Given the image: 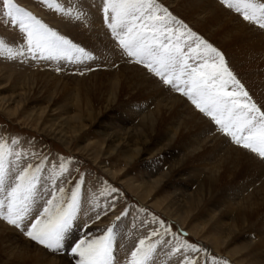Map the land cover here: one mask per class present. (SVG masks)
<instances>
[{"label":"bare ground","instance_id":"obj_1","mask_svg":"<svg viewBox=\"0 0 264 264\" xmlns=\"http://www.w3.org/2000/svg\"><path fill=\"white\" fill-rule=\"evenodd\" d=\"M76 1L77 0H71L68 3L71 4ZM161 1L174 10L178 19L182 18V20L184 19L189 22L196 32L203 34L207 39H210L221 48L231 67L236 69L237 72L240 69L246 71L244 76L251 78L252 89L257 90V94L263 98V104L258 103L262 105L264 110V70H262L264 66V37H262L257 30L249 28L246 23L219 6L214 0ZM84 6H82V10H84ZM83 13L89 22L81 21L78 25L71 22L62 25L57 21L56 23L61 24L59 29H62V33H68L72 35L75 40H79L80 42L84 41L82 45L87 50L89 48L88 43L91 44V42L98 40V35L99 38H102L103 32L110 42L113 41L117 44L110 29V32H105L104 30L106 29L103 30L105 27L104 23L100 22L101 20L97 21V18L95 19L94 10L91 7ZM61 15L64 16V14ZM79 16L80 15H78V17ZM65 20L66 18L64 21ZM70 41L72 42V40ZM115 49L111 47V49H103V51L107 53V55L109 53L113 55L117 53ZM120 52L123 53L121 49ZM124 55L126 56V54ZM22 56L24 57V55ZM91 56L92 59L81 60L80 63L67 59H58V63L55 64L39 59L40 62L37 63H42L44 61L43 65L46 67L53 66L55 68L59 66L60 68L74 69L94 67L93 69H95L98 60L95 59V56ZM127 58L129 59V61H127L128 63H134L129 57ZM15 59H17V56ZM108 59L109 58H107V61ZM23 63H26V61H20L19 64L22 65ZM37 63L34 65L37 66ZM138 66L142 67V69L147 72L143 66ZM17 67L19 66L17 65ZM8 68H0V83H5V85L11 89V94L8 99L2 98L0 110L6 112L9 117H20V115H22L23 120L33 126V129H41V131L46 132L47 135L57 140L66 148L73 146V144L80 139V134L83 135L85 133L88 128V125L85 123L86 120H90V122L97 121L93 113L94 105L91 103V100L87 98L86 93L83 99H80L77 94L72 104H61L57 101V104L60 106L55 105L56 103L50 99L52 98L51 96L46 106L38 108L36 106H31L29 108L30 113L26 114L22 108L25 107L26 95L30 94L32 90L39 87L41 90L53 94V96L57 95L58 92L51 90V87L47 84L48 80H45L47 77L52 78L49 75L50 73L27 72V69L21 71L22 67H19V70ZM110 68L108 72H99V74L102 73L108 77L106 81H102V78L98 85V88L104 89L107 94V97L104 98V110L108 111V109H111L114 101L118 99V97H123L124 95L127 98L142 96L141 98L153 99L154 109L148 111L146 114L142 112L137 124L130 125L126 130L112 127L115 131L109 133L107 132L109 130L108 124H101L102 129H98L97 132L99 133L103 130V139L92 142L85 139L86 142H83V144H76L82 151V155L88 154L91 156L93 163L96 165H98L97 162L101 158L108 159L116 156L119 157L121 161L124 162L122 167L111 168L109 167L110 165L103 164L102 172L106 173L112 180H121L129 192L143 202L149 203L151 207L153 206L166 215L173 217L182 226L188 227L190 225L193 234L202 237L203 240L207 241L215 250L226 252L229 256L238 260L240 264H264V232L262 233L261 227L252 228V231L255 232L256 237L253 236L255 240H249L242 236L243 238H240L242 241L241 244L232 243L237 234L241 236V232H244L242 230L252 226L251 224H253L255 220L260 219L259 213L264 211V165L260 163L261 161H256L250 154L240 149L225 146L223 142L224 138L218 135H212L213 133H210V135L207 134L212 131V128L208 124L209 122L207 123L196 111H193L188 104L186 105L179 96L168 94L166 91L165 93L163 88L159 87L160 84L158 85L156 81L146 76V74H143L137 67L123 64L119 67L118 71H113ZM97 75L98 73L92 76L94 78V76ZM150 75L155 78L152 74ZM240 78L242 79L241 75ZM156 80L161 83L158 78ZM254 86L258 87V89ZM125 89L128 90V92L122 94V90ZM249 90L251 91L250 87ZM131 93L136 94L132 96ZM71 109L74 110V113L67 114ZM48 118L49 120L51 118L50 123L47 122ZM120 119L121 117L115 120L123 124L128 121L127 119ZM177 145L184 147L185 152H182L183 154H181V156H174L175 158H172L171 161L169 160L170 162L165 171L161 170L162 172L159 171L155 173V176H151L149 173V176H146L147 178H143L139 182L129 179L130 176L126 178V176H128L127 169L136 161L150 159ZM175 153L177 154V152H174V154ZM243 177H247V181L255 177L256 180L252 181V183L259 181L258 186L253 188V190L251 189V193L247 194L245 197L240 195L243 198L236 202H233L234 198H227L225 201H220L219 197L222 195L218 196V194L221 188L226 184H231L233 180ZM170 178L189 182V184L192 181L195 188L191 190L188 188V185H184L182 186L184 188L183 194H180L181 192H177L179 187L176 186L171 192H165L166 195L159 197V193L166 189L167 183H169L171 187L169 182ZM84 192L86 191L83 186L81 190L80 208L77 214V220H79L81 224L87 223V219L91 216L89 215L90 212L80 213L81 207L83 206L84 209L91 208V210H94L93 206L91 207L89 204H86L88 194ZM82 194L85 195L86 198H84V196L82 197ZM183 195L186 197L184 200L181 198ZM237 197L238 196L235 198ZM206 198H212L208 219L205 222H197V220L193 222L191 218L199 211V208ZM261 218L264 220V216ZM9 229L0 224V264L71 263L64 256L49 257L39 248L12 232V229ZM140 229L139 233L143 235L147 234L144 227ZM137 230L139 229H136V231ZM136 236L138 237V235ZM78 237L79 236H76V238ZM129 238L128 235H120L118 244L113 246L119 256V258L116 257L114 264H121L120 260L124 257L122 252H118V248L126 250L127 260L123 264H127L130 258V252L132 251V248L126 245V241ZM67 250H69V247ZM164 252L166 253V251ZM158 256V252L154 254V261L156 263L163 261L160 260L161 258H157ZM181 256L179 255L178 259H181ZM166 257L168 262H164L163 264H178L179 260H174L172 257L170 259L169 255Z\"/></svg>","mask_w":264,"mask_h":264},{"label":"snow or ice","instance_id":"obj_2","mask_svg":"<svg viewBox=\"0 0 264 264\" xmlns=\"http://www.w3.org/2000/svg\"><path fill=\"white\" fill-rule=\"evenodd\" d=\"M42 2L50 9L71 15V11H65L55 0ZM219 3L239 14L245 22L264 29V0H219ZM0 12L7 17L5 23L23 34L29 53L38 52L44 59H92L83 47L58 34L14 0H0ZM103 13L119 48L132 62L186 97L235 145L264 159V110L253 102L220 50L157 0H104ZM4 52L9 56L17 54V50L7 47L0 39V54ZM16 143L13 139L12 144ZM26 155L0 142V220L23 231L43 248L60 251L66 248V240L77 220L84 178L81 175L67 189L63 182L56 183L67 171L65 163L61 162L57 171L47 166L46 158L38 157V162L33 163L25 159ZM12 156L15 159L10 160ZM126 214L122 212L116 221ZM152 222H158L159 228L135 243L127 264H148L158 246L171 243L165 237L176 236L163 221L153 217ZM116 226L114 221L102 235L89 236L85 232L71 241L68 247L71 255L78 257L76 264H114ZM178 243L180 248L198 251L186 241L178 240ZM185 264H197V261L186 259Z\"/></svg>","mask_w":264,"mask_h":264},{"label":"rangeland","instance_id":"obj_3","mask_svg":"<svg viewBox=\"0 0 264 264\" xmlns=\"http://www.w3.org/2000/svg\"><path fill=\"white\" fill-rule=\"evenodd\" d=\"M69 1H71V0H55L56 3H59L65 9V11H71V15H65L64 14V16H65L64 17L63 15H61L63 13H60V12L55 11L54 9L48 8L42 2V0H14V2L17 3L20 7H23L27 11L31 12L34 16H36L38 19H40L47 26H49L53 30L57 31L58 34L64 36L66 39L72 40V42L74 44H76L78 47H83L91 55L95 56V59L98 60V62L96 63L97 66L95 67V69H93L94 67H89V68L84 67V68H76V69H74V68H60L59 66L56 68L53 66L46 67L45 65H43L44 61H48L51 64H55V63H58V59H44L40 56V54L38 52L35 55H33L32 53H29L27 51V45H26V41L23 37V34L19 32L18 28L14 27L10 23H5V21L7 20V17H3L2 12H0V39H3L6 42L7 47H10V48H13L14 50H17V54H15L13 56H9L6 52H4L3 54H0V68H6V67L8 68L9 67L8 69L11 68V69L19 70L20 69L19 67H22L21 71L27 69L26 70L27 72H47V73H50L49 75L52 78L47 77V78H45V80H48L47 84H49V86L51 87V90H55L58 92L57 95L53 96V94H49V92L41 90V88H39V87H37L35 90H32V92L30 94L26 95L25 107L22 108V110L26 114L30 113L29 108L31 106H36L37 108L42 107V106H46L49 102L48 99L51 96H52V98H50V99H52L53 102L56 103L55 105L60 106L59 104H57V101L60 102L61 104H65V103L72 104L74 102V99L76 98V95L78 94L80 99L85 98V96L87 95V98L89 100H91V103L94 105L93 106L94 117H95V119H97V121L90 122V120H86L85 123L88 125V128L86 129L85 133L83 135L80 134V137H79L80 139H78L76 141V143L73 144V146L66 148L61 143H59L57 140H55L51 136L47 135L46 132L41 131V129H39V128H38V130L33 129L32 128L33 126H31L28 122L23 120L22 115H20V117L11 118V117H9V115L6 112L0 110V142L6 143L12 151H20L22 153H26L27 155H26L25 159L30 160V162H33V163L38 162V157L46 158L45 162H46L47 166L49 168L55 167L57 169V171L59 170V168H58L59 164L61 162L65 163L67 171L64 172L63 175L57 179L56 183L60 184L61 182H63L64 186L67 189H70L71 187H73L75 181L78 180L82 175L84 178L83 186H84V190L86 191L84 193L88 194L87 195L88 198H86V196L83 194H82V197L84 196V198H86V200H87L86 204L87 205L89 204L91 207L93 206L94 210H91V208L90 209H84L83 206L81 207L80 213H89L90 212L89 215H91V216L87 219L88 222L85 224H81L79 222V220H76L74 227H73V230L69 234V236L66 240V248L62 249L60 251H57V252H53L51 250L45 249L42 246L36 244L35 242L31 241L28 237H26L23 234V231L16 229L14 226L7 224V222H5L3 220H0V224L7 227L8 229L10 228L9 230L12 229V232H14L16 235L22 237L23 240H25V241L33 244L37 248H39L41 251L46 253V255H48L49 257L52 258V257L64 256L65 258H67L71 262L70 264H76V260L78 259V257L74 258L71 255L70 251L67 250L68 245H70L71 241L76 239V236L82 237L85 232H87L89 236L102 235L104 230L115 221V223L117 225L115 228L116 239L114 241L113 246L118 244L120 235H122V236L128 235L130 238L126 241V245L129 246V248H132V250H134L135 243L140 238H143L146 235V234L143 235L142 233H139L141 230L140 229L141 227L145 228V230L147 231L146 233H148V231L150 232L152 229L159 228L158 222H152L153 217H156L157 221H163L165 227L170 228L171 232L175 233L176 236L173 237V236L169 235V236L165 237V239L171 241V243L168 245H165V246H158L157 251L155 253H153L152 259L148 262V264H159V263L163 264L164 262H168L167 257H166L168 255H169L170 259L172 257L174 260H179L178 264H185L186 259H195L197 261V264H240L238 260L234 259V257L229 256L226 252L215 250L214 248H212V246L210 244L207 243V241L203 240L202 237L193 234V232L190 229V225L188 227L182 226L173 217L166 215L164 212L158 210L157 208H155L153 206L151 207V205L149 203L143 202L138 197H136L134 194L129 192L121 180H119V179H115V180L113 179L112 180V178L107 176L106 173L102 172L103 164H107L108 166L110 165L109 167H111V168L122 167L124 165V162H122L119 157L116 156V157H111L108 159H102L101 158L97 162L98 165H96L93 163V159L91 156H89L88 154L82 155V151L80 150V148L77 145H80V144H83V142H86L85 139H87L91 142L103 139V134H104L103 130H101L99 133L97 132L98 129H102L101 124H104V125L108 124L109 130L107 132H109V133L110 132L112 133L113 131H115V129L112 127H115L118 129L122 128V130H126V128H128L130 125L137 124L139 117L142 115V112H143V114H146L148 111L154 109V100L153 99L141 98L142 96H138L135 98H127L124 95L123 97H118V99H116L114 101L111 109H108V111L104 110L103 109V106L105 103L104 98L107 97V94L105 93L104 89H102V88L99 89L98 85H99V82L102 80V78H103L102 81H106L107 80L106 78H108V77H106L102 73L99 74V72H108L110 67H111L110 68L111 70L118 71L119 67H121V65H123V64H128L130 66L133 65V66L137 67L138 69H140V71L143 72V74H146V76H149V78L156 81V83H158V85L160 84L161 86L159 85V87H162L164 92L166 91L168 94L175 95L177 97L179 96V98L182 99L186 105L188 104V106L193 111H196L197 114H199L207 123L209 122L208 124L212 128V131L207 133V134L210 135V133H213L212 135H218V136L224 138L223 142H224L225 146H231V147L240 149L241 151L246 152L247 154H250L256 161H259V162L261 161L260 163L262 165H264V162L260 158L256 157V155L254 153H251L248 150H245V149L235 145L229 137L220 133L218 131V126H216L209 118L203 116V114H201L191 104V102L187 100L186 97L181 96L178 92L173 90L170 86H166L162 82L161 83L158 82L156 80L157 77H155L156 78L155 79L149 73L145 72L142 69V67L138 66L137 64L128 63L127 61H129V59L122 52H120V48H119L118 44L114 43L113 41L110 42V40L108 38H106L107 36H105L104 32L102 34L103 37L100 36L102 38H99V35H98V40H95V42H91L92 45L90 43H88L89 44L88 50L82 45L83 44L82 42H84V41L80 42L79 40H75L72 35H70L68 33H66V34L62 33V29L61 30L59 29L61 24L63 25L65 23L67 24V23L73 22V24L78 25L81 23V21H88L86 19L87 17H85L83 12L88 10L89 7H91L94 10L95 19L97 18L96 19L97 21L101 20L100 22L104 23L105 27L103 26L104 27L103 30L106 29V30H104L105 32L111 31V30L109 31V28L107 27V25L104 21V13H103L104 0H87V1L86 0H77L76 2H72L71 4L68 3ZM84 1H85V3H84ZM214 1L219 6H221L225 10H227L229 13L236 16L239 20L246 23L249 28H253V29L257 30V32L260 33L262 35V37H264L262 32L260 30H258L259 28L255 27L252 24H249L248 22H245L239 14H237L234 11L229 10L226 7H224L223 5H221L219 3V0H214ZM157 2L159 4H162V6H163V4L165 7L168 6L167 8H169V11L173 15L176 16V13L174 12L173 9H171V7L169 5H167L166 3H164L161 0H157ZM74 6H76V7H74ZM82 6H84V10H82L83 9ZM75 8H77V9H75ZM78 15H80L79 18H77ZM72 16H74V17H72ZM57 17H60L63 20H61L60 18H57ZM75 17H76V19H75ZM51 18H53V19H51ZM65 18H66V20L64 21ZM84 19H86V20H84ZM179 19L182 20V18H179ZM57 21L61 24L56 23ZM183 22L187 23V25L193 31H195L189 22H187L186 20H184ZM83 32H88V31H83ZM196 33L199 34L200 36H203L204 39H206L214 47H216L218 50H220L225 56V53L222 51V49L219 48L215 43H213V41H211L210 39H207L206 36H204L203 34H201L199 32H196ZM68 35H70V36H68ZM102 39H104V40H102ZM110 46L114 47V49L117 48V49H115V51L117 52L116 54L112 55V53H109L107 55V53H104L103 49L109 50V49H111ZM92 47H93V49H92ZM94 53H96V54H94ZM22 55H24V57ZM16 56H17V59H15ZM107 58H109L108 61H107ZM39 59H43L44 61L42 63H37V62H40ZM225 59H226V62L228 64L230 70L233 71V73L237 76V78L240 80V82L244 85L245 90L249 93V96L252 98L253 102H255L258 107L262 108V105L259 103L263 104V98H261V96H259L257 94V90L252 89L251 78H249L248 76L247 77L244 76L246 71L240 69L237 72L236 69L231 67L226 56H225ZM24 60L26 61V63H23L22 65L19 64L20 61H24ZM80 62H81V60L77 61V63H80ZM36 63L38 64L37 66L34 65ZM4 64H6V65H4ZM17 65L19 67H17ZM23 67H24V69H23ZM102 70H104V71H102ZM262 70H264V66H263ZM96 72L98 73V75L94 76V78H93L92 75L97 74ZM102 75H104V76H102ZM240 75L242 76V79L240 78ZM70 77H72L73 79ZM74 77H75V79H74ZM246 83L250 87L251 91L249 90V87L247 86ZM254 87L258 89V87H256V86H254ZM164 88L167 89L168 91L165 90ZM87 89H90V90H87ZM126 92H128V90H126V89L122 90V94H125ZM85 93H86V95H85ZM10 94H11V89H9V87H7L5 85V83H0V104H1L2 98L8 99ZM134 94H136V93H131L132 96ZM68 108H70V107H68ZM262 110H263V108H262ZM132 112H133V114H132ZM69 113H71V114L74 113V110L71 109L69 112H67V114H69ZM120 117H121L120 120L127 119L130 122L127 121V123L123 124V123H120L117 120H115L116 118H120ZM112 118H113V120H112ZM47 122L50 123L51 118H50V120L48 118ZM100 122H102V123H100ZM122 125H123V127H122ZM13 139H15L17 141L16 144H12ZM179 146L180 145H177L176 147L165 151L166 153L163 152L161 154H157L150 159H147V160L143 159V160L136 161L134 164H132V166H130L127 169L128 170L127 171L128 176H126V178H128L130 176L129 179L135 180V182H139L141 179L147 178L146 176H149L148 175L149 173L151 176H155V173H157L161 170L165 171L167 169L168 163L171 161L172 158L179 157V156H181V154H183L185 152V148L182 146H180V147ZM174 152H177V154L176 153L174 154ZM178 152H180V153H178ZM9 159L12 160V159H15V157L12 156ZM148 171H150V172H148ZM245 178L244 177L243 178H237V179L233 180L231 184H226L224 187H222L220 190V193L218 194V196L222 195L219 197V200L225 201L227 198L228 199L234 198L233 202H236L238 200H241V198L245 197L247 194L251 193L253 188L258 186L259 181L256 182L257 183L256 184V183H252V181L256 180L255 177L249 181H247V179H248L247 177H245ZM199 180H200V178H199ZM169 182L171 184V187L169 186V183H167L166 189H165L166 191L164 190V191L160 192L159 197H162V196L166 195V193L171 192V190H173V188L176 186L179 187L177 192L178 193L181 192L180 194H183L184 188L182 186H184V185H186V186L188 185V188H190L191 190H193L195 188V185L192 184V181L189 184V182L179 181V179L170 178ZM83 186H82V188H83ZM235 186H237V187H235ZM112 188L116 189V191H114V192L111 191ZM228 189H230V190H228ZM243 189H244V191H243ZM69 194H70V192H69ZM240 195L243 197H241ZM236 196H238V197L235 198ZM100 197H103V198H100ZM181 198H182V200H184L186 197L183 195ZM211 203H212V198H206L204 200L203 204L201 205V207L199 208V211L193 215V218H191L192 221L194 222L197 220V222H199V221L205 222L209 217L208 214H209V211L211 209ZM122 212H126L127 214L122 216L119 221H116V217L120 216ZM97 216H99L100 218L97 219ZM262 216H264V211L259 213L260 219L255 220L254 223L251 224L252 226L246 227L247 229L244 228V230H242L244 232H241L242 235L240 236V234H237V236L233 239L232 243L241 244L242 241L240 238H243V237L248 238L249 240H255V239H253V236L256 237L255 232L252 231V228H255V227H261V231L263 233L264 232V220H263V218H261ZM77 221L79 224L77 223ZM138 226H139V228H138ZM136 229H139V230L136 231ZM254 230H256V229H254ZM136 232L139 234H137ZM140 234H142V235H140ZM136 235H138V237ZM178 240L186 241L188 244L195 245V247L198 249V251L193 252L190 249L180 248ZM176 247L179 250L173 251V249ZM113 250H114L113 252H116V250L114 248H113ZM164 251H166V253ZM118 252L123 253L124 257L120 260V263L123 264L127 260L126 250L118 248ZM157 252L159 255L157 258H161L160 260H163L162 262L159 261V263H156L154 261V254H156ZM115 254H117L116 257L119 258L118 253L116 252ZM179 255L180 256L182 255L181 259H178ZM165 257H166V259L164 260ZM113 260H116L114 258V254H113Z\"/></svg>","mask_w":264,"mask_h":264}]
</instances>
